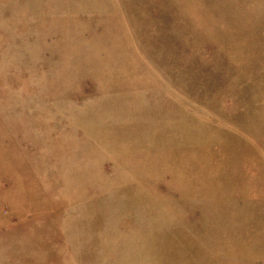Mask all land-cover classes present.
<instances>
[{"label":"rangeland","instance_id":"rangeland-1","mask_svg":"<svg viewBox=\"0 0 264 264\" xmlns=\"http://www.w3.org/2000/svg\"><path fill=\"white\" fill-rule=\"evenodd\" d=\"M0 264H264V0H0Z\"/></svg>","mask_w":264,"mask_h":264}]
</instances>
